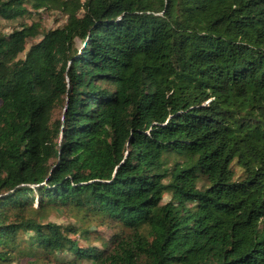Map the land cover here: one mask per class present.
Returning <instances> with one entry per match:
<instances>
[{
    "label": "trees",
    "instance_id": "16d2710c",
    "mask_svg": "<svg viewBox=\"0 0 264 264\" xmlns=\"http://www.w3.org/2000/svg\"><path fill=\"white\" fill-rule=\"evenodd\" d=\"M0 17V264H264V0ZM92 223L113 235L72 236Z\"/></svg>",
    "mask_w": 264,
    "mask_h": 264
},
{
    "label": "rangeland",
    "instance_id": "374dc122",
    "mask_svg": "<svg viewBox=\"0 0 264 264\" xmlns=\"http://www.w3.org/2000/svg\"><path fill=\"white\" fill-rule=\"evenodd\" d=\"M81 1L84 2L85 0H81ZM37 10L41 13L39 16L40 17L39 20L41 21L42 26L46 29L58 27L59 25L63 24L66 20L65 15L61 13L60 11L50 10L45 7L37 8ZM0 23L3 27V31L6 33H10L13 30V28H15L17 25V22L15 20L13 21L5 20V19H2L1 17H0ZM38 40H39V37L29 36L27 38V46H29L32 43L37 42ZM60 114L61 112L60 110H58L55 113V116L57 117ZM169 198L170 196L166 195L164 198V201H167ZM42 221L43 222H55L63 226H67L69 224H74V223L78 225L81 224V222L77 219L75 215L71 213H66V212L57 213L56 211L51 212L49 216ZM85 230L98 231L101 235H104L107 238H110L114 233V231L108 226H98L97 223H92V225L89 228L81 229L79 234L72 235V236L79 238V240L85 244L87 241H85L82 237V233H84ZM93 243L98 246L101 245V241L99 240L93 241ZM66 256H69V255H66ZM66 259H69V257H67ZM6 264H20V263L17 260L11 259ZM78 264H90V262H88L87 260H83V261H80Z\"/></svg>",
    "mask_w": 264,
    "mask_h": 264
}]
</instances>
